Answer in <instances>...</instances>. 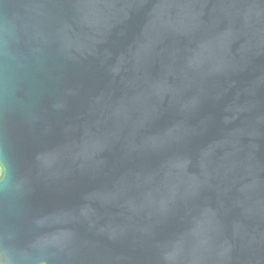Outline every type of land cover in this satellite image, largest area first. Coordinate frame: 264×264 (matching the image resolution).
Listing matches in <instances>:
<instances>
[{"label": "water", "instance_id": "obj_1", "mask_svg": "<svg viewBox=\"0 0 264 264\" xmlns=\"http://www.w3.org/2000/svg\"><path fill=\"white\" fill-rule=\"evenodd\" d=\"M0 264H264V0H0Z\"/></svg>", "mask_w": 264, "mask_h": 264}, {"label": "trees", "instance_id": "obj_2", "mask_svg": "<svg viewBox=\"0 0 264 264\" xmlns=\"http://www.w3.org/2000/svg\"><path fill=\"white\" fill-rule=\"evenodd\" d=\"M2 174H3V170H2V167L0 165V178H1Z\"/></svg>", "mask_w": 264, "mask_h": 264}]
</instances>
